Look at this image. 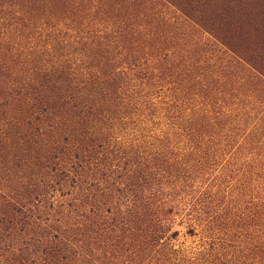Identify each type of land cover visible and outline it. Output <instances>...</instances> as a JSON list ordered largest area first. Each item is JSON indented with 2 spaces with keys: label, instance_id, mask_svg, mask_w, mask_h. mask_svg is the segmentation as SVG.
Wrapping results in <instances>:
<instances>
[{
  "label": "trees",
  "instance_id": "obj_1",
  "mask_svg": "<svg viewBox=\"0 0 264 264\" xmlns=\"http://www.w3.org/2000/svg\"><path fill=\"white\" fill-rule=\"evenodd\" d=\"M0 264H264V0H0Z\"/></svg>",
  "mask_w": 264,
  "mask_h": 264
}]
</instances>
